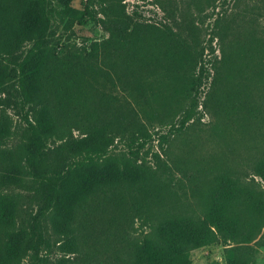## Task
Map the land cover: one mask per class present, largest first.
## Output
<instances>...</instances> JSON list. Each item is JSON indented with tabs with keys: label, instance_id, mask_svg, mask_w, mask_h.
I'll return each mask as SVG.
<instances>
[{
	"label": "trees",
	"instance_id": "trees-1",
	"mask_svg": "<svg viewBox=\"0 0 264 264\" xmlns=\"http://www.w3.org/2000/svg\"><path fill=\"white\" fill-rule=\"evenodd\" d=\"M123 1L74 9V0H0V264H48V222L60 249L80 256L64 258L62 264H192V252L217 244L229 247L226 264H256L257 251L264 249V190L223 172L208 182L198 212L166 202L162 154L153 152L152 143L162 149L187 127L200 106L198 92L179 125L157 139L138 120L99 122L89 106L83 62L97 59L109 43L138 48L170 43L175 62H193L191 46L177 32L170 29V37L155 25L134 21ZM58 20L67 33L92 21L110 37L81 48L53 46L48 34ZM203 68L194 74L192 90L202 85ZM235 74L244 79L246 72L239 67ZM12 108L19 110L24 126L25 140L16 149L7 147ZM117 142L127 154H112ZM149 157L153 165L147 164ZM255 175L264 187V159ZM12 187L38 197L37 210L27 219L18 217L22 196L8 191ZM122 204L131 207L132 222L107 217V239H114L119 250L102 262L81 247L91 235L88 219L101 207Z\"/></svg>",
	"mask_w": 264,
	"mask_h": 264
},
{
	"label": "rangeland",
	"instance_id": "rangeland-1",
	"mask_svg": "<svg viewBox=\"0 0 264 264\" xmlns=\"http://www.w3.org/2000/svg\"><path fill=\"white\" fill-rule=\"evenodd\" d=\"M102 1L109 6L120 0ZM102 1L74 0L72 7L82 9L92 4L100 8ZM123 4L134 21L155 25L170 37V29L177 32L191 46L195 61L175 62L176 52L170 43L148 48L109 43L97 59L83 62L85 96L98 121L117 117L129 125L138 120L157 139L179 125L198 92L200 106L187 127L170 136L162 149L157 141L152 143L153 152L162 154L160 164L168 186L165 197L169 207L198 212L208 182L223 172L231 173L248 187L264 190L263 182L255 175L256 165L264 159V0H124ZM48 36L53 46L75 48L110 37L101 24L92 21L76 25L67 33L60 20ZM201 65L202 85L195 91L191 82L194 74L201 73ZM239 67L246 72L244 79L235 74ZM8 113L13 128L7 147L16 149L25 140L24 126L18 109ZM79 135L74 132L75 137ZM112 154L125 155L127 149L117 142ZM153 163L149 157L147 164ZM8 191L22 196L19 219L36 212L38 197L33 191L16 187ZM131 211L128 204L97 209L95 218L88 219L92 230L87 242L81 243L82 250L102 262L110 261L119 245L107 239V217L117 222L128 220L130 224ZM47 237L52 243L48 264H62L64 258L80 259L60 249L50 222ZM228 249L217 244L196 250L192 252V264H226ZM255 261L264 264V249L257 251Z\"/></svg>",
	"mask_w": 264,
	"mask_h": 264
}]
</instances>
